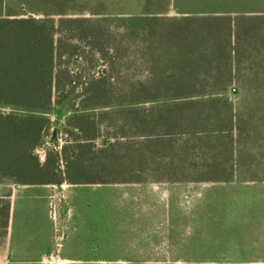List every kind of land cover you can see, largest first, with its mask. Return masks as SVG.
<instances>
[{
  "label": "rangeland",
  "instance_id": "obj_1",
  "mask_svg": "<svg viewBox=\"0 0 264 264\" xmlns=\"http://www.w3.org/2000/svg\"><path fill=\"white\" fill-rule=\"evenodd\" d=\"M6 14L84 18L128 35L129 20L146 16L251 17L237 42L234 77L220 93L126 105L85 100L78 89L57 105L52 99L48 141L58 149L64 125L78 115L194 101L208 120L199 142L182 140L183 163H157L177 171L178 181L57 185L59 207H49L44 226L52 242L39 264H264V0H0V17ZM0 113L29 114L6 104ZM198 168L217 180L193 181Z\"/></svg>",
  "mask_w": 264,
  "mask_h": 264
},
{
  "label": "trees",
  "instance_id": "obj_2",
  "mask_svg": "<svg viewBox=\"0 0 264 264\" xmlns=\"http://www.w3.org/2000/svg\"><path fill=\"white\" fill-rule=\"evenodd\" d=\"M250 19L146 16L129 20L128 35L84 18L0 17V105L29 113H0V184L178 181L177 171L157 163L169 157L177 167L186 159L182 140L199 142L208 120L200 103L73 116L58 149L48 141L52 99L57 105L78 89L85 100L126 105L220 93L234 77ZM213 173L198 168L193 181H215Z\"/></svg>",
  "mask_w": 264,
  "mask_h": 264
},
{
  "label": "crops",
  "instance_id": "obj_3",
  "mask_svg": "<svg viewBox=\"0 0 264 264\" xmlns=\"http://www.w3.org/2000/svg\"><path fill=\"white\" fill-rule=\"evenodd\" d=\"M56 187L16 182L0 184V207L8 205L0 210L3 218L0 223V264L40 263L52 242V233L48 234L44 226L49 207H59L52 200L58 197L57 192L60 194Z\"/></svg>",
  "mask_w": 264,
  "mask_h": 264
}]
</instances>
